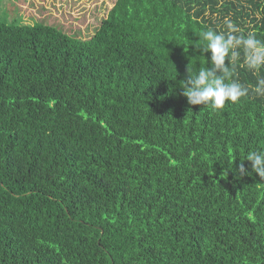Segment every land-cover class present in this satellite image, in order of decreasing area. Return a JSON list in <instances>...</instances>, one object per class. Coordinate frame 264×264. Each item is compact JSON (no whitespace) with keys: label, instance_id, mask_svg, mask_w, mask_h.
<instances>
[{"label":"trees","instance_id":"1","mask_svg":"<svg viewBox=\"0 0 264 264\" xmlns=\"http://www.w3.org/2000/svg\"><path fill=\"white\" fill-rule=\"evenodd\" d=\"M225 17L264 42V0H114L86 37L0 20V264H264L257 75L216 112L180 87Z\"/></svg>","mask_w":264,"mask_h":264},{"label":"clouds","instance_id":"2","mask_svg":"<svg viewBox=\"0 0 264 264\" xmlns=\"http://www.w3.org/2000/svg\"><path fill=\"white\" fill-rule=\"evenodd\" d=\"M225 31L218 32L209 28L199 36L204 53L210 52V67L190 72L180 86L182 95L190 105H203L213 112L222 110L226 102L237 103L247 97L250 88L236 78L237 67L246 68L257 75L256 85L251 91L264 96V42L258 40L252 32L244 33L230 17L223 21ZM241 58L243 62L240 63ZM226 59L228 64L225 63ZM219 73V74H218ZM251 162L252 171L264 178V150L250 151L243 159ZM239 175H251L243 162L238 168Z\"/></svg>","mask_w":264,"mask_h":264},{"label":"rangeland","instance_id":"3","mask_svg":"<svg viewBox=\"0 0 264 264\" xmlns=\"http://www.w3.org/2000/svg\"><path fill=\"white\" fill-rule=\"evenodd\" d=\"M113 2L114 0H0V20L31 25L41 22L69 34L86 37L93 32Z\"/></svg>","mask_w":264,"mask_h":264}]
</instances>
